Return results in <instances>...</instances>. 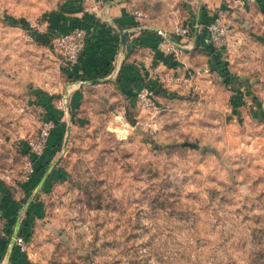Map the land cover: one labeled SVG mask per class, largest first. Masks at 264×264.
Returning <instances> with one entry per match:
<instances>
[{"label":"rangeland","instance_id":"obj_1","mask_svg":"<svg viewBox=\"0 0 264 264\" xmlns=\"http://www.w3.org/2000/svg\"><path fill=\"white\" fill-rule=\"evenodd\" d=\"M86 1L0 0V189L29 264H264V3L145 0V23L170 31L202 7L228 35L214 70L204 43L180 48L191 83L136 79L156 93L143 109L124 74L76 79L55 46L52 22ZM48 98L68 113L41 186L24 166Z\"/></svg>","mask_w":264,"mask_h":264},{"label":"crops","instance_id":"obj_2","mask_svg":"<svg viewBox=\"0 0 264 264\" xmlns=\"http://www.w3.org/2000/svg\"><path fill=\"white\" fill-rule=\"evenodd\" d=\"M144 1L94 0L83 4H71L67 5L66 11L61 12L52 22L56 35L69 32L76 27L84 28L90 33L84 53L70 68L76 79H86L88 82L90 77L96 75H106L105 78L110 79L124 74L123 84L127 90L133 91L150 83L130 82V79L143 78L156 81L157 84L165 75H182L183 73L188 75L194 71L174 54L160 53L158 43L161 32L169 27L162 26L156 21L145 23L140 19L137 10L143 6ZM259 2L264 3V0H259ZM208 19L209 16L205 15V11L200 7L197 15L188 23L174 22L170 28L172 29L176 24L189 26L198 24L202 29ZM123 34H127L125 43L122 42ZM200 37L201 34L194 33L190 37L182 38L178 40L175 48L177 51H181L180 48H182L191 52L202 42ZM49 99L44 103L46 109L49 110L45 119L55 121V112L60 111L58 109L54 111ZM57 129L58 126L49 137L43 153L44 158H47L52 149H55L53 148L56 142L54 132ZM40 183L41 186L44 185L46 179H41ZM10 205V197L2 194L0 208L7 221V235L0 237V264H29L27 252H23L14 239L18 234H23L24 229L20 215L18 217L17 210H9Z\"/></svg>","mask_w":264,"mask_h":264},{"label":"built area","instance_id":"obj_3","mask_svg":"<svg viewBox=\"0 0 264 264\" xmlns=\"http://www.w3.org/2000/svg\"><path fill=\"white\" fill-rule=\"evenodd\" d=\"M249 1V0H248ZM255 1V0H251ZM245 3L242 1V4ZM200 29V32H199ZM196 33L197 35L201 34L200 39L204 45L213 47L217 51L221 50L226 42L228 35V25L223 20L222 16L218 13L210 17L203 28L198 24L194 25H179L176 24L172 30L161 32V38L158 43V49L160 53H165L167 55L174 54L175 56L179 55V52L176 50L175 45L178 43V40L182 38L190 37ZM90 33L80 27H76L73 30L55 34L54 44L61 53L63 59L69 64L72 65L76 63L81 55L84 53L88 37ZM205 72H210V68L207 66L203 68ZM202 74L201 69L193 71L190 76H183L180 74H171L163 76L170 84H188L193 82L199 75ZM136 100L138 104L143 109H157L156 93L154 87L151 85H143L136 92ZM58 110L64 113H68V107L66 106V99L64 98L57 105ZM56 123L52 119H45L42 121L41 127L38 131L36 137L31 138L28 142V148L30 151V159L27 160L24 166V179L30 181L32 176L35 173V159L41 157L45 152V149L48 144L49 137L52 131L55 129ZM2 198V190L0 189V201ZM6 218L3 214L2 209L0 208V237H5L6 233ZM15 242L20 246L23 252L28 250V242L23 234H18L15 236Z\"/></svg>","mask_w":264,"mask_h":264},{"label":"trees","instance_id":"obj_4","mask_svg":"<svg viewBox=\"0 0 264 264\" xmlns=\"http://www.w3.org/2000/svg\"><path fill=\"white\" fill-rule=\"evenodd\" d=\"M21 26H23V25H21ZM206 50H207V52L210 55V62H211L210 66L212 67L213 70H214L215 67L218 68L221 65V62L219 60V56L220 55H219L218 51L215 48L209 47V46L206 47ZM215 63H216V65H215ZM135 81H136V79H130V82H135ZM53 148L57 149V147H53ZM29 154H30V152H29ZM51 156L52 155L50 154L47 158L46 157L44 158V156L42 155L41 157H38V158L35 159V169H36L35 173L32 176L31 180L27 181V182H34V180H36V178H38V177H40L43 180V179H47L48 177L51 176V175H49L46 178L47 166L49 167V164H51V163H49L50 162L49 160H50ZM22 233L25 236L26 240H28L27 234L25 232H22Z\"/></svg>","mask_w":264,"mask_h":264},{"label":"water","instance_id":"obj_5","mask_svg":"<svg viewBox=\"0 0 264 264\" xmlns=\"http://www.w3.org/2000/svg\"><path fill=\"white\" fill-rule=\"evenodd\" d=\"M126 37H127V34H123V39H122V42H123V43L126 42Z\"/></svg>","mask_w":264,"mask_h":264}]
</instances>
